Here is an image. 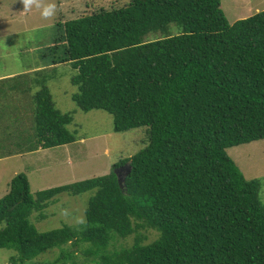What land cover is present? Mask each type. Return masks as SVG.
<instances>
[{
	"label": "trees",
	"instance_id": "1",
	"mask_svg": "<svg viewBox=\"0 0 264 264\" xmlns=\"http://www.w3.org/2000/svg\"><path fill=\"white\" fill-rule=\"evenodd\" d=\"M221 1L130 0L58 22L51 49L63 54L52 64L76 69L78 108L107 111L116 131L147 127L148 143L107 174L36 193L27 173L16 174L0 197V248L17 252L8 264L65 245L48 264H264L262 181L248 179L227 152L264 139V9L231 23ZM151 32L157 38L146 40ZM43 70L0 80L3 96L35 89L31 130L9 154L78 139ZM129 161L121 186L115 169ZM86 191L85 223L42 231L32 221L60 194ZM142 229L157 238L145 242ZM132 234V244L109 248ZM82 242L92 244L83 263L74 249Z\"/></svg>",
	"mask_w": 264,
	"mask_h": 264
},
{
	"label": "rangeland",
	"instance_id": "2",
	"mask_svg": "<svg viewBox=\"0 0 264 264\" xmlns=\"http://www.w3.org/2000/svg\"><path fill=\"white\" fill-rule=\"evenodd\" d=\"M45 2H54L57 6L56 15L50 20L43 19L36 9L23 12L20 0H0V75L29 73L28 75L40 77L38 70L44 69L41 73L48 78V87L56 107L74 117L68 128L76 133L78 139L61 146L29 151L27 154L4 156L11 149L9 146L33 124L31 95L35 89L26 94L9 89L6 96L0 95V197L8 192L12 178L20 172L27 173L32 192L36 193L42 189L107 174L115 162L139 152L148 143L147 127L116 131L113 116L107 111L95 109L85 112L79 109L72 99L77 92V87L72 83L76 69L69 61L52 64L54 58L63 54L62 48L51 49L60 34L59 21L87 15L109 5L120 8L130 0ZM221 6L228 20L233 23L263 10L264 0H222ZM170 31L178 34L180 27L172 23ZM156 35V32H151L145 39L153 40L157 38ZM227 152L248 179L259 178L262 181L260 196L264 204V139L229 147ZM92 194L93 191L79 195L60 194L58 200L45 210V218L37 219L35 214L31 219L42 231L65 224L79 226L81 223L78 221L81 218L85 220V209ZM141 231L148 236L145 240L147 243L158 236L153 229ZM134 238L135 234L118 237L109 248L128 246L133 243ZM66 246L46 250L36 259L24 264L51 263ZM89 247H92L90 242H82L74 248L79 262L87 260L83 250ZM14 255H17L15 250L0 248V264H8Z\"/></svg>",
	"mask_w": 264,
	"mask_h": 264
},
{
	"label": "clouds",
	"instance_id": "3",
	"mask_svg": "<svg viewBox=\"0 0 264 264\" xmlns=\"http://www.w3.org/2000/svg\"><path fill=\"white\" fill-rule=\"evenodd\" d=\"M23 5V12H29L36 9L40 12V15L45 20H50L55 17L57 13V6L53 3H46L45 0H20ZM78 223H85V220L81 218Z\"/></svg>",
	"mask_w": 264,
	"mask_h": 264
},
{
	"label": "water",
	"instance_id": "4",
	"mask_svg": "<svg viewBox=\"0 0 264 264\" xmlns=\"http://www.w3.org/2000/svg\"><path fill=\"white\" fill-rule=\"evenodd\" d=\"M130 162L131 161H129L125 165L119 167L118 169H115V172H116V174L118 176V180H119V183H120L121 186H122L123 180H125V177L131 171Z\"/></svg>",
	"mask_w": 264,
	"mask_h": 264
},
{
	"label": "crops",
	"instance_id": "5",
	"mask_svg": "<svg viewBox=\"0 0 264 264\" xmlns=\"http://www.w3.org/2000/svg\"><path fill=\"white\" fill-rule=\"evenodd\" d=\"M28 74V73H27ZM19 75V74H18ZM14 76H16V73L14 74V73H5V74H1L0 75V80H2V79H5V78H11V77H14ZM34 151H36V150H34ZM31 152V151H30ZM29 151H27V152H13L12 154L14 155V154H24V153H30ZM9 153H11V152H8V153H6V154H4V156H7V155H12V154H9Z\"/></svg>",
	"mask_w": 264,
	"mask_h": 264
}]
</instances>
